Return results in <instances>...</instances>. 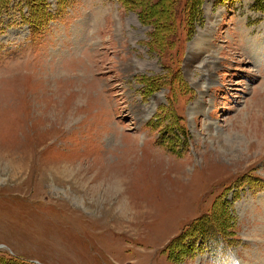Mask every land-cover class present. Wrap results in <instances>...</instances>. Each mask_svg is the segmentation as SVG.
I'll return each instance as SVG.
<instances>
[{"label":"rangeland","instance_id":"374dc122","mask_svg":"<svg viewBox=\"0 0 264 264\" xmlns=\"http://www.w3.org/2000/svg\"><path fill=\"white\" fill-rule=\"evenodd\" d=\"M257 2L204 0L192 34L181 25L164 52L152 40L163 37V0L136 11L119 0H48L53 20L35 30L12 5L0 17V257L264 264ZM178 69L187 86L148 94L143 78L169 84ZM222 195L235 245L179 247L170 258L169 245Z\"/></svg>","mask_w":264,"mask_h":264},{"label":"trees","instance_id":"16d2710c","mask_svg":"<svg viewBox=\"0 0 264 264\" xmlns=\"http://www.w3.org/2000/svg\"><path fill=\"white\" fill-rule=\"evenodd\" d=\"M147 0H119V2L126 8L131 10H139L146 4ZM149 2V0H148ZM165 2L164 12L167 13L166 21L163 24V37L157 39L156 35L153 37V42L159 46L156 48L160 52H164L166 49H172L176 43L177 36L179 34V27L181 25L186 26L188 33L191 35L194 29V24L201 18V6L204 0H163ZM12 5L22 6L20 12L22 14V20L28 24L30 27L35 29H40L44 25L49 24L53 20V14L49 11L48 0H0V17L5 14ZM27 9V13L23 14V9ZM257 11H264V0H258L255 7ZM140 19L143 23L149 24L153 22L161 25L157 18L146 17L141 15ZM147 14V13H146ZM173 79H169V84L165 83L163 78L151 79L143 78L142 81L146 84V87L152 92L160 90L163 86H168L172 91V87L176 82H179L182 86H187L182 78V71L175 70L169 72ZM169 100L172 101V99ZM164 108H161V114ZM161 114L156 118H160ZM170 118H164L166 121ZM173 121V120H172ZM164 125V123H162ZM173 125L166 126V130H171ZM249 175H245L244 180L248 178ZM251 177V176H249ZM227 204L224 202V196L222 195L212 207L209 214H206L199 219H197L188 228V232L182 233L178 236L168 247L170 251V258L173 254L178 253L179 247L184 248L187 251H191L193 255L198 252L204 253L206 251L215 253L220 251V248H228L234 246L236 239L234 237L235 230H229L231 227L235 226V219L231 216V210ZM233 222V223H232ZM232 223V224H230ZM190 233V234H189ZM231 237V238H230ZM200 240L201 243L198 247L185 242L189 240ZM184 252L183 249H180ZM198 250V251H196ZM15 260L5 259L0 257V264H17Z\"/></svg>","mask_w":264,"mask_h":264}]
</instances>
